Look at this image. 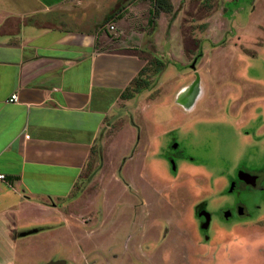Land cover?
I'll list each match as a JSON object with an SVG mask.
<instances>
[{"label": "rangeland", "instance_id": "1", "mask_svg": "<svg viewBox=\"0 0 264 264\" xmlns=\"http://www.w3.org/2000/svg\"><path fill=\"white\" fill-rule=\"evenodd\" d=\"M97 1L98 28L146 55V84L132 81L117 128L60 202L66 221L16 249L0 230V264H264V181L228 192L237 170L264 167V0ZM182 78L203 87L193 110L177 100ZM240 203L247 216L217 217Z\"/></svg>", "mask_w": 264, "mask_h": 264}, {"label": "crops", "instance_id": "2", "mask_svg": "<svg viewBox=\"0 0 264 264\" xmlns=\"http://www.w3.org/2000/svg\"><path fill=\"white\" fill-rule=\"evenodd\" d=\"M10 1L0 12V230L14 232L16 249L66 221L60 202L96 159L100 136L117 128L147 61L98 28L97 0ZM182 81L175 93L190 86Z\"/></svg>", "mask_w": 264, "mask_h": 264}, {"label": "flooded vegetation", "instance_id": "3", "mask_svg": "<svg viewBox=\"0 0 264 264\" xmlns=\"http://www.w3.org/2000/svg\"><path fill=\"white\" fill-rule=\"evenodd\" d=\"M181 108H183V107H181ZM173 148H174V152H172V153H174V154L171 153L169 156L171 162L174 161L175 157L177 156V152H178V150L175 148L174 145H173ZM241 171L245 172V173H249L250 176L244 177L245 179L240 181V179H238L239 178L238 175ZM241 175L243 176L242 173H241ZM253 180L255 181L254 185L249 184ZM247 181L249 183H247ZM262 181H264V167H263V170H260V169L246 170V169L240 168L239 170L236 171L235 177H232L231 181L229 182V184H231V183L233 184L234 189L230 192V188H229L228 192L233 193V192L237 191L240 193V192L245 191L247 189L262 191L263 190ZM200 210L209 214V217H210L207 228H203V226L206 223V219L203 216L198 217L199 228L202 230V232H205L207 234L209 232V229L211 228L213 221H214V216H213V214L209 213L205 208L200 209ZM200 210H197L196 214L200 213L201 212ZM220 210L221 211L219 212V216H217V217L220 219V221L225 222V223L230 221L231 219H234L233 218V215H234L233 212L234 211L236 212V214L238 216H241V217L248 215V214H246V211H245L246 207L242 203L237 204L233 208H231V206H229L228 208H221ZM206 234H204V240H208V236H206Z\"/></svg>", "mask_w": 264, "mask_h": 264}, {"label": "bare ground", "instance_id": "4", "mask_svg": "<svg viewBox=\"0 0 264 264\" xmlns=\"http://www.w3.org/2000/svg\"><path fill=\"white\" fill-rule=\"evenodd\" d=\"M203 92V87L200 86V82L197 84L194 83L190 86L184 87L178 97L177 100L180 103L181 107L183 109L187 108H193L199 97L201 96V93Z\"/></svg>", "mask_w": 264, "mask_h": 264}, {"label": "water", "instance_id": "5", "mask_svg": "<svg viewBox=\"0 0 264 264\" xmlns=\"http://www.w3.org/2000/svg\"><path fill=\"white\" fill-rule=\"evenodd\" d=\"M185 110H186V107H185ZM187 110H189V109H187ZM172 163V162H171ZM172 167H173V169H175L174 168V166L172 165ZM247 177H249V176H247ZM239 179L240 180H244L245 178L244 177H241V175L239 174ZM254 180L253 181H251L250 183L247 181V183H249V184H251V185H254ZM233 186V185H232ZM232 191V188L230 189V192ZM240 212V211H239ZM227 215V214H226ZM199 216H203L205 219H206V223H205V225L203 226V228H207V225H208V223H209V219H210V217H209V214H207V213H205L204 211H201L200 213H199ZM47 264H62L61 262H51V263H47ZM65 264V263H64Z\"/></svg>", "mask_w": 264, "mask_h": 264}, {"label": "built area", "instance_id": "6", "mask_svg": "<svg viewBox=\"0 0 264 264\" xmlns=\"http://www.w3.org/2000/svg\"><path fill=\"white\" fill-rule=\"evenodd\" d=\"M108 31H109L110 33L115 32V31H116L115 26H114V25H110V26L108 27ZM10 102H11V103H16V102H17V97H16V95H12V97H11V99H10ZM3 179H4V176H3V175H0V180H3Z\"/></svg>", "mask_w": 264, "mask_h": 264}, {"label": "trees", "instance_id": "7", "mask_svg": "<svg viewBox=\"0 0 264 264\" xmlns=\"http://www.w3.org/2000/svg\"><path fill=\"white\" fill-rule=\"evenodd\" d=\"M159 2H160V0H156V3H157V4H159ZM162 3H164V0L162 1ZM109 16H111V15H109ZM109 16H108V18H109ZM137 81H140V82H141V80H140L139 78L137 79ZM137 81H136L135 83H138ZM140 82H139V83H140Z\"/></svg>", "mask_w": 264, "mask_h": 264}]
</instances>
